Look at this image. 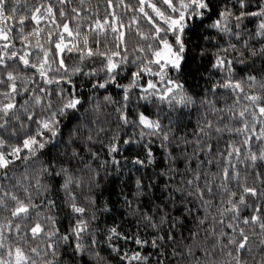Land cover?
<instances>
[{"label": "clouds", "instance_id": "clouds-1", "mask_svg": "<svg viewBox=\"0 0 264 264\" xmlns=\"http://www.w3.org/2000/svg\"><path fill=\"white\" fill-rule=\"evenodd\" d=\"M113 3L0 0V264H264V0Z\"/></svg>", "mask_w": 264, "mask_h": 264}, {"label": "snow or ice", "instance_id": "snow-or-ice-1", "mask_svg": "<svg viewBox=\"0 0 264 264\" xmlns=\"http://www.w3.org/2000/svg\"><path fill=\"white\" fill-rule=\"evenodd\" d=\"M182 8H186L187 4L185 3V0H179ZM191 3L195 4L197 2V0H190ZM108 4L109 7L113 6V0H108ZM140 5L141 7H139L136 11L144 16H146L147 19H149L150 21L153 22V24L156 26L157 31H159V24L156 23V20L159 19L160 21H164L167 22L170 27H179L181 30H183V25L181 23V21H183L186 18V14L183 10L179 11V15H172L169 16L166 14V9L168 11L171 12H176L177 9L175 7L176 5V0H163V5H161L159 3V0H140ZM125 7H127V5H125ZM150 10V11H149ZM76 11V10H74ZM40 9L37 8L33 14H32V20L36 22L37 25L40 24V22L42 20L45 19L44 16L39 15ZM48 12L50 14V18L52 20L53 23H56V12L55 10L52 8L51 5L48 6ZM61 15H63V12L61 10ZM195 17H193L194 19ZM23 19V18H21ZM109 22H111L112 24V28L114 31L120 29V38L123 39L124 37V32H123V28L124 25L122 24H118L117 23V17H116V13L115 11L112 12L111 15V20H109V17H104L103 20H101L99 17H97L95 24L91 25L90 27L95 29V28H99L101 31H103L104 27L106 24H108ZM136 22V16L134 15L132 18L131 23H135ZM56 26L60 29V32L58 34V37L55 38V48L57 51V54L60 58V62L61 64H63V52L70 48V47H75L77 44H79V40H75L73 39L74 37L78 36L79 34L76 32H73L72 27H70L69 23L67 22V20L64 21V23L62 25L60 24H56ZM35 34L39 37L40 36V29L37 27L35 30ZM48 39L51 41L54 37H53V33L49 32L47 34ZM0 39L2 40H7V33L0 31ZM22 40H24L25 46L27 48L28 45L31 44L30 40L25 39L24 37H21ZM179 39V37H178ZM86 42V41H85ZM161 48H159L154 54V59L157 62H162V63H171V64H177L178 63V59L176 58V54L174 52V50L172 49L171 45H169L167 42L162 41L161 42ZM97 46H99V41H97ZM5 47H8V45H5ZM39 47L43 48V45H39ZM87 51L89 53L92 52L91 48H88ZM113 55H119L118 52L113 53ZM20 59L27 63L28 62V56H21ZM44 59H47V54L45 53ZM111 63V61H110ZM151 83V82H149ZM13 87H15L13 85ZM73 104L76 103L75 100L72 101ZM261 113H264V107L260 108ZM45 127H47V124L45 123L44 125ZM27 143V142H26ZM7 160H4L2 158V156H0V164H6ZM18 210H23V208L18 209ZM39 226H35L34 230H38Z\"/></svg>", "mask_w": 264, "mask_h": 264}, {"label": "trees", "instance_id": "trees-1", "mask_svg": "<svg viewBox=\"0 0 264 264\" xmlns=\"http://www.w3.org/2000/svg\"><path fill=\"white\" fill-rule=\"evenodd\" d=\"M55 10V12H56V14H57V16H58V11L56 10V9H54ZM109 10L111 11V12H113V11H115V7H114V3H113V6L112 7H109ZM100 18V17H99ZM109 20H111V16H109ZM8 21H5V23H7ZM56 22L57 23H59V20H56ZM67 22L69 23V25H70V27H71V21H68L67 20ZM32 23L33 24H36V22L35 21H32ZM41 24L43 23V21H41L40 22ZM13 31H16V29H15V27L13 28Z\"/></svg>", "mask_w": 264, "mask_h": 264}]
</instances>
